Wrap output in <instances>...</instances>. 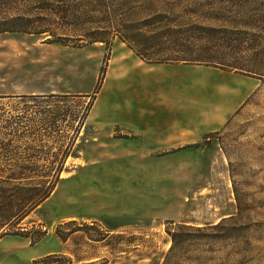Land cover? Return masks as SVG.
Segmentation results:
<instances>
[{
	"label": "rangeland",
	"instance_id": "374dc122",
	"mask_svg": "<svg viewBox=\"0 0 264 264\" xmlns=\"http://www.w3.org/2000/svg\"><path fill=\"white\" fill-rule=\"evenodd\" d=\"M257 8L258 0L237 14L227 5H205L195 8L194 18L208 26L239 27L254 22ZM121 53L136 64L120 63L118 76L112 70ZM155 65L139 60L117 38L76 48L48 43L44 36L0 34V96H60L59 104L72 111L92 98L54 192L22 222L31 239L1 238L0 264H164L168 233L179 225L204 230L182 243L168 264H264V77L206 65ZM143 68L152 77L148 83ZM187 76L191 82L181 81ZM171 77L173 84L153 80ZM235 86L245 91L240 106L194 139L202 122L220 112L221 95L232 94ZM15 102L0 99V124L8 113L26 109ZM142 115L181 123L176 134L182 145L136 152L135 129L112 121ZM60 125L70 137L68 124ZM39 232L42 238L31 242ZM46 255L51 257L42 260Z\"/></svg>",
	"mask_w": 264,
	"mask_h": 264
},
{
	"label": "trees",
	"instance_id": "16d2710c",
	"mask_svg": "<svg viewBox=\"0 0 264 264\" xmlns=\"http://www.w3.org/2000/svg\"><path fill=\"white\" fill-rule=\"evenodd\" d=\"M249 1L0 0V34L44 36L48 43L76 48L109 44L117 38L147 64L206 65L259 78L264 77V0H258L254 22L239 27L222 18L218 20L227 24L215 27L194 18L199 6L227 5L237 14ZM3 98L17 100L15 104L22 103L26 109L8 113L0 124V239L7 235L31 239L22 222L54 192L92 98L81 111L59 104L60 96H0ZM63 122L71 128L70 137L60 132ZM45 143L52 147L45 148ZM202 230L179 225L169 232L171 247L164 264L182 243L193 241V233ZM43 235L39 232L31 242ZM56 235L65 239L58 232Z\"/></svg>",
	"mask_w": 264,
	"mask_h": 264
},
{
	"label": "crops",
	"instance_id": "0c3cea01",
	"mask_svg": "<svg viewBox=\"0 0 264 264\" xmlns=\"http://www.w3.org/2000/svg\"><path fill=\"white\" fill-rule=\"evenodd\" d=\"M133 62L136 64V61L131 56L121 53V55H119L118 62H116L117 67L114 68L112 71L114 73H117L118 76H122L123 74L122 69L118 65L120 63H123L125 65H130V64L133 65ZM155 66H157L158 69H162V68L192 69L193 67L188 64L181 65V66L176 65V64H166V65L158 64ZM135 69H139L142 71V69L138 67H136ZM143 69L146 71V74L144 76H147V79H148L147 82H144V83H148L149 81H151L150 79L152 77L148 74L149 73L148 70H146L145 68ZM174 78L175 77H171V80H167L163 82L160 80H157L156 78H154L153 80H155L154 81L155 83H165V84L172 83L173 84L176 82ZM181 79H182L181 81H183L184 83L192 81L189 78V76L183 77ZM236 88L237 86H235L232 94L230 95H227V96L221 95V98L218 102V107L220 109V112L218 113V115L212 117L211 120L206 119L202 122L201 128L199 129V131L194 133V136H195L194 139H197L196 137L200 138L205 133V131L212 129L218 126L219 124H223L225 120H227L226 119L227 116L231 115L240 106L242 100L245 97V91L241 90L240 88H237V89ZM165 115H162L160 118L157 117L152 120H150L149 116L147 115L132 116L129 118H116L114 121H112V123L114 124V126L122 128V122H125L129 126L135 129L131 134L135 135V137H133V141L138 146V148L136 149V152L145 153V152L152 151L153 153H162L164 151L171 150L172 148L170 147H175L178 144L182 145L183 143L182 136L180 134H176V132L179 133V131H176V129H179V128L181 129L182 124L181 123L179 124V122L178 123L173 122V120L175 119H173L172 117H166ZM150 121H153V122L149 123ZM98 122L105 123V120L99 119L96 121V123ZM168 125L170 126V130L165 129L167 128ZM173 149L176 150L177 148H173ZM153 157L155 159H159L160 155L159 156L154 155ZM72 219H73L72 217H67L65 221H69Z\"/></svg>",
	"mask_w": 264,
	"mask_h": 264
}]
</instances>
